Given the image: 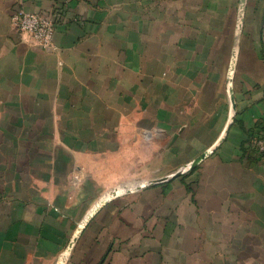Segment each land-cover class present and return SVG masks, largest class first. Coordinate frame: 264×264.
I'll return each mask as SVG.
<instances>
[{"label": "crops", "instance_id": "obj_1", "mask_svg": "<svg viewBox=\"0 0 264 264\" xmlns=\"http://www.w3.org/2000/svg\"><path fill=\"white\" fill-rule=\"evenodd\" d=\"M256 134L264 0H0V264H264Z\"/></svg>", "mask_w": 264, "mask_h": 264}, {"label": "built area", "instance_id": "obj_2", "mask_svg": "<svg viewBox=\"0 0 264 264\" xmlns=\"http://www.w3.org/2000/svg\"><path fill=\"white\" fill-rule=\"evenodd\" d=\"M12 27L22 33H28L43 48H51L57 17L41 12H31L16 7L10 16ZM250 148L258 155L264 154V135H254L250 142Z\"/></svg>", "mask_w": 264, "mask_h": 264}, {"label": "water", "instance_id": "obj_3", "mask_svg": "<svg viewBox=\"0 0 264 264\" xmlns=\"http://www.w3.org/2000/svg\"><path fill=\"white\" fill-rule=\"evenodd\" d=\"M240 12L241 13H240V15L238 17V21H237V25H236L237 32L240 30L241 25H242V10Z\"/></svg>", "mask_w": 264, "mask_h": 264}]
</instances>
